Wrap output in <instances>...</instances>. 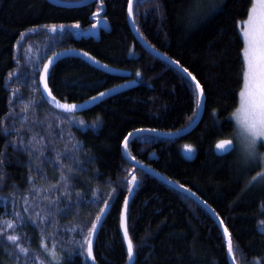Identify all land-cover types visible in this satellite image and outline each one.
<instances>
[{"label": "trees", "instance_id": "1", "mask_svg": "<svg viewBox=\"0 0 264 264\" xmlns=\"http://www.w3.org/2000/svg\"><path fill=\"white\" fill-rule=\"evenodd\" d=\"M250 6L251 0L134 1L133 21L142 38L196 75L206 98L198 123L188 133L172 138L141 134L130 140L128 151L138 162L191 189L215 211L233 234L237 264H264V232L258 226L264 219V184L257 180L245 187L260 168L249 170L242 165L238 151L225 155L213 151L216 141L230 137L235 129L230 114L238 104L243 69L237 22L246 18ZM98 10L100 15L94 17ZM127 13L128 0H94L70 7L48 0H0V120L12 133L5 135L0 128V218L13 219L14 212L27 217L26 203L33 219L36 212L47 216L44 223L16 220L14 232L8 230L21 236L23 246L29 248L27 264H33V258L45 259L41 248L45 237L49 249L56 242L60 251L65 247L61 242L74 236L67 229L81 222L90 225L115 188L116 198L94 240L93 259L94 264H126L119 215L124 196L129 195L123 178L134 169L139 180L129 199L127 220L135 246L132 264H229L222 231L204 207L135 168L122 152L129 132L180 130L192 121L196 110L194 86L190 88L186 76L143 47ZM100 20L103 24L97 33L88 36H77L70 27L79 23L86 28ZM46 24L69 27L52 33L40 27ZM65 48L128 70L137 84L84 112L56 111L39 89H33L46 58ZM124 80L82 59L66 57L52 67L49 87L56 98L79 102ZM32 101L35 105L25 113L24 105ZM25 116L27 123L22 124ZM15 129L26 130L27 138L43 137L36 145L44 152L41 160H30L27 151L8 143L18 140ZM185 145L193 151L185 152ZM62 172L68 177L73 203L69 206L62 198L58 207L65 211L57 214L52 206L49 216L48 200L43 197L55 199L64 190ZM33 187L48 191L36 194L30 190ZM93 190L101 199H93ZM76 192H83L79 205ZM16 255L15 246L0 239V264H18ZM71 262L91 264L79 252L71 256ZM19 264H25V258ZM64 264H69L67 255Z\"/></svg>", "mask_w": 264, "mask_h": 264}, {"label": "snow or ice", "instance_id": "2", "mask_svg": "<svg viewBox=\"0 0 264 264\" xmlns=\"http://www.w3.org/2000/svg\"><path fill=\"white\" fill-rule=\"evenodd\" d=\"M134 0H128V16L132 17L134 15L133 11ZM197 8L199 5L197 4ZM198 13H191L190 15H196ZM100 15L99 10L93 13L94 17ZM135 22V21H133ZM40 27L45 28L47 31L55 33L57 30H64L66 25L60 24H46ZM71 28L79 29L80 24H72ZM93 28H96L97 25L93 24ZM237 27L239 29V35L242 38L243 47L241 48V57H242V79L241 86L238 92V105L231 113V120L235 123V129L230 137H222L218 139L215 143V149L218 152L224 154H231L234 151L239 152V162L251 170L254 166H259L260 170L256 171L254 175L251 176V179L245 185H251L253 182L260 180L264 184V153L259 152L260 147H264V0H251V6L247 10V17L242 21L237 22ZM25 33H20V36L23 37ZM19 43V41H18ZM71 51V50H69ZM57 53H53L52 57H49L48 61L43 64V67L39 70V81L34 91L38 90L39 87L43 86V93L47 94L48 101L55 106V108L60 109L64 113H74L78 107L82 105H77L75 103H61L57 100L56 96L52 94V91L49 89V80L51 77V67L53 64L54 58L57 56ZM82 55L85 58L92 59L87 52H83ZM167 58V57H166ZM95 62V61H94ZM179 65L178 61H170ZM183 73H186L189 87L191 88L194 85V95H195V105L196 110L193 112V115L197 114V111L202 106L205 101L206 93L205 87L197 79L196 75H193L188 68H182ZM12 74H10L11 76ZM137 76H140L141 73L137 72ZM182 80L186 79L185 77L181 78ZM19 91L14 90L15 92ZM110 91V90H109ZM105 92H100L98 96H93L91 99L95 101L96 99L105 96ZM35 102L32 101L29 104H25L23 111L27 113L33 106ZM216 114L215 111L213 113ZM21 123H27V116L21 121ZM83 124V122H80ZM0 128H3V133L5 135H11L7 127H4L3 120H0ZM145 131L154 132L155 129H135L132 132H129L124 136L122 147L125 152L128 151L130 145V137L137 136L138 133ZM15 132L18 136L17 141H9L8 143L13 147H18L27 151L29 159L31 160L35 157L36 160H41L44 156V152L40 151L36 145L39 144V141L43 137H38L37 135L27 138L26 130L15 129ZM27 139V143L25 140ZM185 148L188 152L193 151L190 145H185ZM38 153V154H37ZM65 158H68L67 156ZM131 159L135 160V157ZM0 163H3L0 160ZM57 163H60V156H57ZM68 171L71 173L72 169L69 168ZM61 176L64 180V190L59 192V195L55 199H48V197H43V199L48 200V209L46 210L48 215H51L52 206L55 207V212L60 214L65 211L58 207L60 203L63 202L62 198H66L69 206L73 203V193L69 190V185L67 183L68 177L64 176V173H61ZM30 180L33 178L30 176ZM0 180H3V176L0 175ZM139 177L136 175L135 170H129L127 175L123 178V181L126 182L128 186V192L131 193L134 189V186L137 184ZM55 187V186H53ZM181 188H184L183 185H180ZM32 192L40 194L42 191H48V189L40 188H31ZM189 195L195 196V193L191 192V189H184ZM59 191V189H57ZM93 199L99 200L101 197L98 195L97 191H92ZM75 196L77 198V205L82 203L83 192H76ZM116 198V189L113 188L112 193L109 194V199L103 201V207L99 208V212L96 214L94 220L91 221L90 225L86 222H81L74 224L73 226L67 229L68 232L74 233V236L71 240L65 243V247L61 248L60 251L57 250L58 244L54 242L51 248H48L46 243L48 237H45V241L41 243V248L46 252L45 260L47 264H64L65 255L69 257V264L71 262V256L79 252L80 255L86 257H93V245L94 239L98 232V229L101 225V222L104 218L105 213L111 207V202ZM27 196H25V201L27 202ZM206 203V202H205ZM128 205L129 197L124 196L123 207L120 209V228L122 231L123 241L126 243L127 256L129 259H132L135 255V246L132 238L129 235V228L127 224L128 220ZM211 210V209H210ZM23 212L27 213V217L23 216L20 212L13 213V219H0V225H6L5 227H0V239H3L6 242H9L11 245H14L17 249V255L14 259L18 262L21 258H25V264H27V257L29 256V248L23 246L22 238L18 234H9L8 230L16 229V220L23 222L25 219H30L32 223H44L47 221V216H41L40 212H36V219H33L30 213V209L26 206L23 208ZM21 226L22 223H21ZM220 226L222 228L223 240L226 244V256L230 258L231 264H237V249L233 242V234L229 231V228L225 226L224 221L220 220ZM258 226L261 231L264 232V219L258 222ZM51 235V234H49ZM76 236L82 237V239H76ZM33 264H45L44 261H37L36 258H33Z\"/></svg>", "mask_w": 264, "mask_h": 264}, {"label": "water", "instance_id": "3", "mask_svg": "<svg viewBox=\"0 0 264 264\" xmlns=\"http://www.w3.org/2000/svg\"><path fill=\"white\" fill-rule=\"evenodd\" d=\"M54 4H57V5H60V6H79V5H86L90 2H93L94 0H81V1H76V2H65V1H60V0H48ZM135 1V0H134ZM128 14V13H127ZM128 21H129V24H130V27H131V30L133 32V34L135 35L136 39L143 45V47L148 51L150 52L151 54L159 57V58H162L163 60H165L166 62H168L170 65H172L174 68H176L178 71H180L184 76H186V73H183L182 71V67L180 65H177L175 63H171L170 61H174L172 59H170L168 56L164 55L163 53L161 52H158L157 50H155L152 46H150L143 38L142 36L140 35V33L138 32L134 22H133V16L132 17H129L128 16ZM99 22V21H98ZM99 25V23H98ZM97 25V27H98ZM59 30V29H58ZM92 33H95L96 34V31L92 32ZM92 33L88 34V35H91ZM88 35H81V36H88ZM71 50V51H69ZM84 51L82 50H79V49H76V48H65V49H60V50H57V51H54L53 53H57L58 55L54 58L53 60V64H52V67L56 64L57 61L63 59V58H66V57H75V58H79V59H82L84 60L85 62H87L89 65H91L92 67L102 71V72H105L107 74H110V75H114V76H119V77H123V78H126V80L120 82L119 84H116L114 86H111L109 88H106L100 92H105L106 95L103 96V97H100L98 99H96L95 101H92V97L93 96H98V93L92 95L91 97L87 98V99H84L82 101H79V102H67V101H63V100H60L57 98V100H59L61 103H75L77 105H82V107H78L74 113H71V114H76V113H81V112H84L86 110H88L89 108L99 104L100 102H102L103 100L113 96V95H116L120 92H123L125 90H127L128 88H131L133 86H135L137 84V81L136 79H130L129 76H130V71L128 70H124V69H121V68H117V67H113V66H110V65H107L101 61H99L98 59L94 58L93 56H91L89 54L90 57H93L94 58V61L92 59H88V58H85L82 53ZM53 53L50 54L46 60L44 61V63H46L49 59V57H52L53 56ZM167 57V58H166ZM43 63V64H44ZM43 64H42V67H43ZM41 67V68H42ZM51 67V69H52ZM139 77V76H137ZM187 77V76H186ZM190 80V78H188ZM38 81H39V77H38ZM194 86V85H193ZM50 89V87H49ZM110 90V91H109ZM39 91L43 97V99L47 102L48 101V97H47V94L46 93H43V86L41 85L39 87ZM47 104H49V106H51L53 109H55L56 111H59V112H62L60 109H57L55 108V106L53 104H51L50 102H47ZM203 105L204 103L202 104V106L199 108V110L197 111V114L194 116V118L192 119V121L185 127H183L182 129L180 130H176V131H173V132H162V131H159V130H156L154 132H149V131H145V132H142V133H138V135H141V134H150V135H154V136H157V137H164V138H172V137H177V136H182L186 133H188L190 130H192L196 124L198 123L201 115H202V111H203ZM64 113V112H62ZM135 137V136H134ZM134 137H130V140ZM213 151L216 155H225L224 153H221V152H218L216 149H215V144L213 146ZM122 152L124 154V156L126 157V159L128 161H130L135 168H139V169H142L148 173H150L151 175L157 177L158 179L162 180L163 182H165L167 185L185 193L186 195L190 196L191 198H193L194 200H196L202 207H204V209L214 218V220L217 222V224L219 225L221 231H222V228L220 226V217L215 213V211L207 204L205 203L201 198H199L196 194L195 196H191L189 195L184 189H187V188H181L180 187V184L179 183H176L168 178H166L165 176H163L162 174L158 173L157 171H155L154 169H152L151 167L147 166V165H144L140 162H138L137 160H133L131 159L132 156L129 154V151L125 152L123 147H122ZM185 152H188L187 150ZM192 192V191H191ZM194 193V192H192ZM133 196V191L131 193H129L128 197L129 199ZM122 207H123V204H122ZM211 209V210H210ZM109 210V209H108ZM107 210V212H108ZM107 212L105 213L104 215V218L107 214ZM103 218V220H104ZM102 220V222H103ZM101 222V224H102ZM121 229V228H120ZM99 230V229H98ZM122 229H121V235H122ZM95 240V239H94ZM125 243V242H124ZM125 246H126V243H125ZM87 259L91 262V264H94V259L93 257L89 258L87 257ZM229 260V264H231V260L230 258H228ZM134 261V256L132 259H127V263L126 264H132Z\"/></svg>", "mask_w": 264, "mask_h": 264}, {"label": "rangeland", "instance_id": "4", "mask_svg": "<svg viewBox=\"0 0 264 264\" xmlns=\"http://www.w3.org/2000/svg\"><path fill=\"white\" fill-rule=\"evenodd\" d=\"M246 17H247V16H246ZM244 19H246V18H244ZM244 19H242V20H244ZM242 20H240V21H242ZM98 23H99V24H103V21L100 20L99 22L97 21V22H95V23H93V24L98 25ZM93 24L89 25V26L86 27V28H81V27H80L79 29H75V28H73V29L75 30V33H76L77 36L88 35V34L94 32V31H96V33H97V31H98V27L93 28V27H92ZM238 32H239V29H238ZM237 105H238V104H237ZM233 111H234V110H233ZM233 111H232V112H233ZM232 112H231V113H232ZM230 116H231V114H230ZM233 122H234V121H233ZM234 125H235V123H234ZM235 127H236V126H235ZM259 152H260V153H264V147H260V148H259ZM0 219H2V218H0ZM2 226H4V225H0V227H2ZM5 228H6V227H5ZM37 261H44L45 264H47L46 260L43 259V258L37 259Z\"/></svg>", "mask_w": 264, "mask_h": 264}]
</instances>
